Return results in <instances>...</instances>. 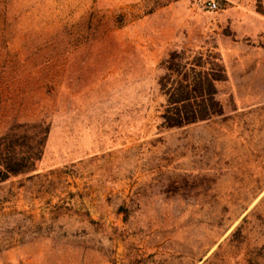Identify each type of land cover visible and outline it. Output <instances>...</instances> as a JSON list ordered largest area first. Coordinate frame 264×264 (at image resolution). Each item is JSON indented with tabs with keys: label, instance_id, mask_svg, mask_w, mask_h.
<instances>
[{
	"label": "rangeland",
	"instance_id": "1",
	"mask_svg": "<svg viewBox=\"0 0 264 264\" xmlns=\"http://www.w3.org/2000/svg\"><path fill=\"white\" fill-rule=\"evenodd\" d=\"M206 48L222 114L160 126ZM4 175L0 264H264V0H0Z\"/></svg>",
	"mask_w": 264,
	"mask_h": 264
},
{
	"label": "trees",
	"instance_id": "2",
	"mask_svg": "<svg viewBox=\"0 0 264 264\" xmlns=\"http://www.w3.org/2000/svg\"><path fill=\"white\" fill-rule=\"evenodd\" d=\"M163 68L164 73L158 80L165 96L160 126L181 127L222 114L218 85L226 80V69L219 52L213 48L203 51L174 50L164 61ZM37 157L28 158L25 165L15 158L11 173L32 169ZM3 177L6 176L0 179Z\"/></svg>",
	"mask_w": 264,
	"mask_h": 264
},
{
	"label": "built area",
	"instance_id": "3",
	"mask_svg": "<svg viewBox=\"0 0 264 264\" xmlns=\"http://www.w3.org/2000/svg\"><path fill=\"white\" fill-rule=\"evenodd\" d=\"M217 7L216 3L215 2H210L209 3V8L211 9H215Z\"/></svg>",
	"mask_w": 264,
	"mask_h": 264
}]
</instances>
